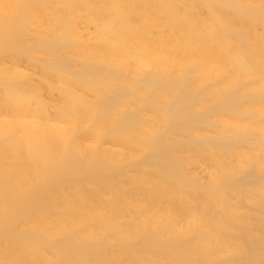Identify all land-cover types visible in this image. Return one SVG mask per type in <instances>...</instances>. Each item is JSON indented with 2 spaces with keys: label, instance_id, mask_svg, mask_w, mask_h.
<instances>
[{
  "label": "bare ground",
  "instance_id": "1",
  "mask_svg": "<svg viewBox=\"0 0 264 264\" xmlns=\"http://www.w3.org/2000/svg\"><path fill=\"white\" fill-rule=\"evenodd\" d=\"M0 264H264V0H0Z\"/></svg>",
  "mask_w": 264,
  "mask_h": 264
}]
</instances>
